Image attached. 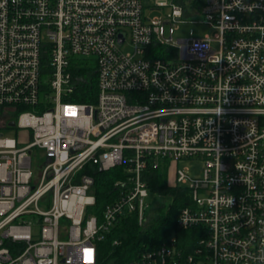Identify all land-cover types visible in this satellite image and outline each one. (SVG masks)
Segmentation results:
<instances>
[{"label":"built area","instance_id":"1","mask_svg":"<svg viewBox=\"0 0 264 264\" xmlns=\"http://www.w3.org/2000/svg\"><path fill=\"white\" fill-rule=\"evenodd\" d=\"M188 22L215 33L177 37ZM76 58L92 102L75 100L89 82ZM0 107L28 131L0 135V264H102L106 233L152 218L163 163L190 194L178 228L196 235L122 264H264V0H0ZM116 167L98 210L97 172Z\"/></svg>","mask_w":264,"mask_h":264},{"label":"trees","instance_id":"2","mask_svg":"<svg viewBox=\"0 0 264 264\" xmlns=\"http://www.w3.org/2000/svg\"><path fill=\"white\" fill-rule=\"evenodd\" d=\"M75 72L89 76V82L84 85L80 94L75 100L81 102L94 101L96 93L95 75L90 66L83 58H76L73 63ZM20 109V107H19ZM3 108L0 107V113ZM17 115L14 116L16 119ZM13 119V120H14ZM2 129H14L19 132L17 126L9 124ZM116 167L107 171H98L95 183L97 196L96 209L102 210L114 192V182L118 178ZM172 176L168 171V163H163L160 167L148 172L149 188L152 193L167 194L172 197V202L166 210L152 216L147 225L140 226L134 217L124 218L110 232L106 233L105 238L98 242L99 262L102 264H122L135 258L140 251L146 248H154L169 239L172 234H178L179 238L186 242L196 235L195 230H182L178 228L177 218L180 208L190 202L188 187L182 184H171ZM115 240H120V244H114ZM188 247V246H186ZM191 247L187 248L190 251Z\"/></svg>","mask_w":264,"mask_h":264},{"label":"rangeland","instance_id":"3","mask_svg":"<svg viewBox=\"0 0 264 264\" xmlns=\"http://www.w3.org/2000/svg\"><path fill=\"white\" fill-rule=\"evenodd\" d=\"M157 2H165L167 4H170L173 0H146L148 3H154ZM160 13L159 11H150L147 10V14L152 16L155 14ZM200 17V16H199ZM192 34L195 36H201L203 37L206 34L214 35L215 30L208 26L207 24H197L194 22H188L185 24H181L178 32L177 37H188ZM130 44L127 42L124 45V49H129ZM16 113L13 109H3L2 113H0V128H5L10 121L14 119V116H16ZM19 132H16L14 129H2L0 133H4L5 135L16 137L20 139H25L26 135L28 134V131L26 130H18ZM33 155V165L35 168H38L40 164H42L44 157L41 151H37L35 149L32 153ZM189 167V173L192 176L200 177L203 173L204 168V162L201 159L196 158H183L179 161V167ZM174 173L173 168L170 169V175L172 176ZM147 203L149 204L148 207V213L151 216L157 215L161 209L166 210L170 203L172 202V197L167 194H159V193H152L150 192L149 196L146 198Z\"/></svg>","mask_w":264,"mask_h":264},{"label":"water","instance_id":"4","mask_svg":"<svg viewBox=\"0 0 264 264\" xmlns=\"http://www.w3.org/2000/svg\"><path fill=\"white\" fill-rule=\"evenodd\" d=\"M123 37H124V34L121 35L120 42L123 40ZM15 124H16L15 120H12L9 122L10 126H15ZM0 135H3V133H0Z\"/></svg>","mask_w":264,"mask_h":264}]
</instances>
